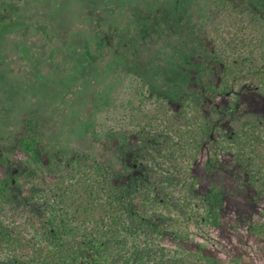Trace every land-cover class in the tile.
<instances>
[{
    "label": "trees",
    "instance_id": "trees-1",
    "mask_svg": "<svg viewBox=\"0 0 264 264\" xmlns=\"http://www.w3.org/2000/svg\"><path fill=\"white\" fill-rule=\"evenodd\" d=\"M12 31L24 68L15 95L71 97L55 137L94 144L111 113L113 135L133 137L137 148L125 183L107 156L59 148L44 162L37 154L28 182L44 207L19 204L0 174V264H218L165 242L189 240L191 224H219L222 188L202 191L194 172L205 147L232 154L264 199V116L243 113L224 132L205 96H229L235 108L236 90L264 94V0H22L0 9V46ZM23 122L20 143L35 152L42 128ZM250 227L264 239V210Z\"/></svg>",
    "mask_w": 264,
    "mask_h": 264
},
{
    "label": "rangeland",
    "instance_id": "rangeland-1",
    "mask_svg": "<svg viewBox=\"0 0 264 264\" xmlns=\"http://www.w3.org/2000/svg\"><path fill=\"white\" fill-rule=\"evenodd\" d=\"M20 6L22 0H0V9ZM8 14L6 12L4 18H8ZM17 36V31L4 32L0 46V174L11 180L12 192L19 204L26 202L44 207L41 200L32 199L35 193L29 185L28 175L36 166L37 154L45 162L59 148L76 152L86 151L88 156L95 158L104 159L107 156L104 163L109 164L111 174L122 179L123 183L127 182L128 177L124 169L129 157L137 148V143L133 137L117 133L113 135V127L117 125L112 121L111 113L102 115L99 134H92L91 141L94 144L84 142L80 147L64 137L54 136L63 129L65 105L67 98H71L70 95H15L12 84L19 81L24 72L20 58L13 53ZM33 81L34 78H30L28 83ZM218 82L219 72H216L211 75L209 83L214 85ZM196 89L199 93L205 92L203 85ZM205 96L212 104L210 109L215 107L222 112L220 129L224 132L229 131L228 123L243 113L251 112L264 116V94L252 86L247 85L234 92L231 98L236 103L235 108L230 106L229 96L215 93ZM85 109L92 111L90 105ZM25 118H28L32 125L38 121L42 128V134L39 135L43 138L35 152L27 151L20 143L21 138L26 135L27 127L23 122ZM102 141L107 144L105 148L100 149ZM194 172L202 191H207L210 184L222 188L219 224H191L189 240L177 241L168 237L166 246L186 252L201 251L214 258L218 264H264V239L253 233L250 227L260 219L264 210V199L256 195L255 190L247 184L245 176L236 169L233 155H218L211 145L205 147ZM208 172L211 179L206 176Z\"/></svg>",
    "mask_w": 264,
    "mask_h": 264
}]
</instances>
